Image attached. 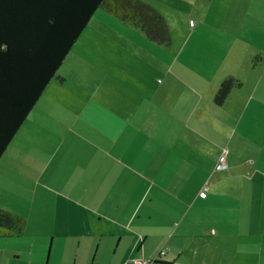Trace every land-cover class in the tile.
I'll list each match as a JSON object with an SVG mask.
<instances>
[{"label": "crops", "instance_id": "0c3cea01", "mask_svg": "<svg viewBox=\"0 0 264 264\" xmlns=\"http://www.w3.org/2000/svg\"><path fill=\"white\" fill-rule=\"evenodd\" d=\"M98 9L86 26L98 17L101 33L122 36L104 47L103 75L64 70L68 52L64 79L48 82L0 156V206L25 218L1 248H14L16 264H37V244L48 241L61 251L46 264H264V121L248 109L260 79L246 88L237 78L216 104L228 71L203 74L189 55L178 59L185 45L176 55L171 41Z\"/></svg>", "mask_w": 264, "mask_h": 264}, {"label": "trees", "instance_id": "16d2710c", "mask_svg": "<svg viewBox=\"0 0 264 264\" xmlns=\"http://www.w3.org/2000/svg\"><path fill=\"white\" fill-rule=\"evenodd\" d=\"M169 44L163 15L143 0H0V156L97 8ZM225 76L213 95L222 104L239 86ZM25 218L0 206V237L23 234Z\"/></svg>", "mask_w": 264, "mask_h": 264}, {"label": "rangeland", "instance_id": "374dc122", "mask_svg": "<svg viewBox=\"0 0 264 264\" xmlns=\"http://www.w3.org/2000/svg\"><path fill=\"white\" fill-rule=\"evenodd\" d=\"M145 1L151 3L152 6L164 3L160 5V8H157L164 15L168 27L171 41L170 52L175 51L177 55V49L181 45H185L187 51L190 52L189 54L183 53V56L178 59L184 58V55L187 57L189 55L187 60L200 64L199 70L203 74H210L215 70L224 69L228 71L229 75H235V78L244 81L246 88L252 87L254 79H260L248 109L261 112L260 120L264 121V100H262V97H264V0ZM99 8L96 11L97 13L100 10L103 11L101 7ZM91 24L89 23L85 27L84 33H81L82 35H80L73 49L69 51L62 68L64 70L69 69L72 72L79 69L82 72H90L92 73L90 80L93 81L95 76L101 77L103 75L104 68L107 67V63H110L108 62L110 53L104 49L105 45H108V41L119 44L122 36L101 33L99 27L102 28L105 22L98 17H94ZM109 29L114 30L116 28L109 27ZM191 32L194 33L196 43L200 48L197 51L187 41L188 38L190 40L194 39L192 36L190 37ZM220 37L224 38L220 39ZM127 39L131 38L127 37ZM131 40L141 46L135 38ZM210 46L218 47V51L203 52L201 54L203 48H209ZM97 51L101 53L102 60L98 65H91L92 62L98 59L99 53ZM225 52L227 54L224 64L215 65L214 55L221 57ZM210 55L212 57L211 63L208 60ZM70 57L71 65H68ZM58 72H60V69ZM254 125V121L251 119L249 125L251 136L258 135ZM49 247V241L44 246L37 244V264H46L47 254L50 252L49 254L52 256L56 250H60L56 248V244H53L50 250ZM12 251H14V248L7 246L1 248L0 245V264H16L14 263L15 259L9 258ZM74 252L75 248L70 244L64 249L63 254L72 258ZM41 257L42 262L40 263L38 260ZM129 264H132V262H129Z\"/></svg>", "mask_w": 264, "mask_h": 264}, {"label": "built area", "instance_id": "2783aa9c", "mask_svg": "<svg viewBox=\"0 0 264 264\" xmlns=\"http://www.w3.org/2000/svg\"><path fill=\"white\" fill-rule=\"evenodd\" d=\"M225 165V154L224 152H221V154L219 155L216 163H215V169H220ZM204 189V188H203ZM202 194H204V191L201 192ZM160 253H163V251L161 250ZM150 261L149 260H134L132 263L133 264H148Z\"/></svg>", "mask_w": 264, "mask_h": 264}]
</instances>
